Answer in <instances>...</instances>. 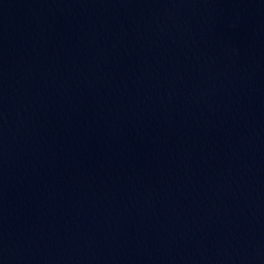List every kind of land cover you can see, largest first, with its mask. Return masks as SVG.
<instances>
[{"label": "water", "instance_id": "95a60500", "mask_svg": "<svg viewBox=\"0 0 264 264\" xmlns=\"http://www.w3.org/2000/svg\"><path fill=\"white\" fill-rule=\"evenodd\" d=\"M0 264H264V0H0Z\"/></svg>", "mask_w": 264, "mask_h": 264}]
</instances>
